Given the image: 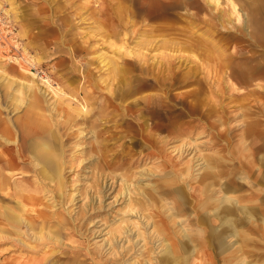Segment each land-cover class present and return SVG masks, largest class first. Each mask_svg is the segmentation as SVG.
I'll return each instance as SVG.
<instances>
[{
	"label": "rangeland",
	"instance_id": "374dc122",
	"mask_svg": "<svg viewBox=\"0 0 264 264\" xmlns=\"http://www.w3.org/2000/svg\"><path fill=\"white\" fill-rule=\"evenodd\" d=\"M259 26L264 0H0V134L33 163L8 192L38 198L25 221L18 199L0 197V264H174L166 243L181 264H223L214 237L208 246L220 233L234 246L247 234V264H264V218L250 214L264 202ZM27 84L51 124L39 134ZM49 138L60 189L31 159ZM208 165L222 174L205 176Z\"/></svg>",
	"mask_w": 264,
	"mask_h": 264
},
{
	"label": "bare ground",
	"instance_id": "6f19581e",
	"mask_svg": "<svg viewBox=\"0 0 264 264\" xmlns=\"http://www.w3.org/2000/svg\"><path fill=\"white\" fill-rule=\"evenodd\" d=\"M213 1H215L216 3H219V0H213ZM234 10H236L235 6H234ZM230 22H231V19L224 18L223 19V23H224L223 27L229 28L228 25L230 24ZM230 28H231V26H230ZM263 34H264L263 29L259 26V30L256 32V36H261ZM0 65L3 66L4 64L0 63ZM23 69L27 70L28 74L30 73V75L32 74V76L35 77L36 74H35V72H32L31 69L30 70H28L26 68H23ZM256 77H260L262 79V78H264V74L263 73L258 74ZM45 82L47 84H50V81L48 79H45ZM27 87L29 88V90H31V98H32V101H30V103H29V111H28L27 119L29 120V124H30L31 129H32V127H34L35 128V133L39 134V133L45 131L46 127L51 129V127H50L51 124H50V122L48 120L44 119L46 117V115L44 114V112L41 111V108L39 107V105L36 102V98H35L36 97V95H35L36 86L34 84L33 85L27 84ZM15 102L20 105V103L23 102V98L20 95L17 94V95H15ZM134 102H136V101H134ZM191 107H194V105H191ZM31 129L30 128H25V133H30V134H28L27 137H29L31 135V133H32ZM52 137L57 142V137L54 134V132L52 134ZM17 138H18V136L15 135V133L12 134L7 127H4L2 129V134H0V197L4 198V200L7 199V198H5L6 196L7 197H11L12 196L13 198L18 199L19 202H18V200H17V202L21 203L20 206H21L22 209L16 215L15 218L18 219V220H25L26 221V220H28V217H27L28 214H31V213L37 214L38 213V210L36 208V206H37L36 203H38V198L35 195H33V194H30L28 196V195L22 193L18 188L14 189V192H13L15 194L14 196L10 195V192H8V190L10 189V185H11L12 181L15 178H20L22 181H24V180L27 181V177H30L29 173L24 172V171L21 170V168H22L21 164L25 163L28 167L33 168L32 167L33 163L30 164L24 158L23 149L18 144ZM42 142H43L42 144L40 142H38V141H33L31 143V145H32L31 146V153L33 155V157L31 159H32V161H34V165H36V166H38L40 168V171H39L40 172V176H42L45 179H47L50 182L51 185L57 186L60 189L62 184H63L62 172H63V166H64L63 161L64 160H62V153L60 152L59 148L56 145H52V141L50 140V138L47 139V140H43ZM247 158H248V156H247ZM207 168H208V170H210V169L211 170L209 172H207L205 174V176L209 175L210 177H217L219 174H222V173H219L217 170H213L214 169L213 165L212 166L208 165ZM225 171H227V170H225ZM126 182H124V183H126ZM127 184H129V183H127ZM225 189L229 190V188H225ZM13 193H11V194H13ZM8 195H10V196H8ZM25 197L30 199V200H33L31 202V204H33V205H31L29 207L26 203H23L21 201V199H25ZM258 198H260V197H258ZM249 199H252V198H249ZM249 199H246V200L253 201V200H249ZM231 200H234V196H231L229 198H225L223 200V202L226 203L225 204L226 205L225 206V211L230 213V214L234 212V208L233 207H235L234 205L232 206ZM141 204L144 205V206L147 205V203H145V202H143ZM233 204L236 205V202L233 203ZM140 206L141 205H139V206L137 205L135 207H140ZM147 208H148V206H147ZM8 209H9L8 207H5V210L7 211V213H9ZM250 214H253V215L261 214L262 218H264V202H260L259 204L258 203L257 204H253L252 205V211H250ZM181 216H183V215H181ZM229 218L231 219V224L233 225V227L235 229L239 228L238 227V223L239 222L237 221L238 219H235V223H233L232 222V218L231 217H229ZM242 225L243 226L241 228L245 229V227H246L245 223H243ZM40 230L41 231L43 230V226H41ZM48 231H49V233H48L49 238H55L56 240H58L57 239L58 234H55L56 232L53 233L54 231L52 229H49ZM219 235H221V233L218 234V236ZM218 236H214L212 234V236L210 237V243L208 244V246L215 245L214 242H211V238L214 237V240H217V242H218V246L220 245L219 246L220 251H222V253H223V264H235L236 262H238L239 264H247L248 257L246 255V246H248L250 244L249 239H248L249 236L247 234H246V236L242 237V241L239 242V243H238V241H239L238 239L230 240L231 242L237 243L236 246H234L235 244L232 245L230 243H227L222 238V236H219V237ZM158 237H160V236H158ZM190 243H192L191 239H190L189 235H187L185 233H184V235H182V238L179 239V246H181V247H186ZM164 249H165V252H166V255H167L165 262H167V261H169L171 259H174V264H181L182 261L177 259L176 250L174 248L170 247V245L168 243H166V248L164 247ZM194 252H195V250H194ZM256 254H257V252H256ZM261 259H263L261 256H259L257 258V260H261ZM216 261H214L212 264L216 263ZM204 262H205V260H204Z\"/></svg>",
	"mask_w": 264,
	"mask_h": 264
},
{
	"label": "built area",
	"instance_id": "2783aa9c",
	"mask_svg": "<svg viewBox=\"0 0 264 264\" xmlns=\"http://www.w3.org/2000/svg\"><path fill=\"white\" fill-rule=\"evenodd\" d=\"M7 32L8 33H7V36L5 38L10 39L12 37V30L7 29ZM0 39H3V38L0 37Z\"/></svg>",
	"mask_w": 264,
	"mask_h": 264
}]
</instances>
